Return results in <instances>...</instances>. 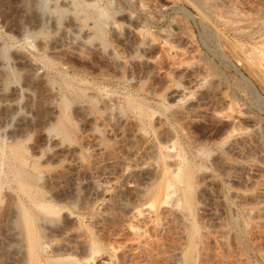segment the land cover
Masks as SVG:
<instances>
[{"label": "rangeland", "instance_id": "obj_1", "mask_svg": "<svg viewBox=\"0 0 264 264\" xmlns=\"http://www.w3.org/2000/svg\"><path fill=\"white\" fill-rule=\"evenodd\" d=\"M199 2L0 0V264H264V0Z\"/></svg>", "mask_w": 264, "mask_h": 264}, {"label": "bare ground", "instance_id": "obj_2", "mask_svg": "<svg viewBox=\"0 0 264 264\" xmlns=\"http://www.w3.org/2000/svg\"><path fill=\"white\" fill-rule=\"evenodd\" d=\"M190 1H193V2H196V5H198V7L199 6H201V5H199V4H201L200 2H199V0H190ZM45 2V1H44ZM46 4H47V1L45 2ZM46 4H44L43 6H45ZM60 4H63V3H60ZM68 4H69V2H68ZM194 4V3H193ZM40 5V4H39ZM48 5V4H47ZM65 5H67V4H65ZM70 5V4H69ZM69 5H68V7H69ZM42 6V7H43ZM41 7V8H42ZM67 7V6H66ZM40 8V9H41ZM202 8V7H201ZM43 9H44V7H43ZM54 9V8H53ZM202 11H203V9H202ZM204 12V11H203ZM205 13V12H204ZM80 14V13H79ZM203 15V14H202ZM80 16H82L81 14H80ZM58 17V16H57ZM56 17V18H57ZM62 16H60V18H61ZM59 17L57 18V20L56 21H58V19H60ZM71 19V18H70ZM81 19H82V17H81ZM76 20V19H75ZM106 22V21H105ZM56 24V23H55ZM58 24V23H57ZM76 24V23H75ZM75 24H74V22H73V20L71 19L70 20V22H69V26L70 27H73V26H75ZM67 25H68V23H67ZM66 25V26H67ZM70 27H68V29L70 28ZM76 27H77V25H76ZM97 27V26H96ZM78 28V27H77ZM111 29H113V28H111ZM70 30H71V28H70ZM206 30V29H205ZM209 30V29H208ZM74 31V30H73ZM85 31V30H84ZM83 31V32H84ZM68 32V31H67ZM75 32V31H74ZM116 32V31H115ZM212 32V31H211ZM90 34V31L89 32H86L85 33V35H82L83 36V38L84 37H86V36H89V35H87V34ZM209 33V32H208ZM84 34V33H83ZM81 35V34H80ZM212 35V34H211ZM81 36V37H82ZM115 39L119 42V41H121L122 39H123V37H122V35H120V34H118L117 32L115 33ZM217 36V35H216ZM263 36H264V34H263ZM213 37V36H212ZM92 38V37H91ZM218 38V37H217ZM85 39V38H84ZM94 39H95V37H94ZM93 39V40H94ZM80 40V39H79ZM86 40V39H85ZM95 43V42H94ZM137 44V43H136ZM139 44H141V43H139ZM132 46V45H131ZM137 47V46H136ZM140 51H142V54H143V56L141 57V59H139V60H141V62H143L142 64H144L145 62H148L149 61V57H152V56H150L151 54H149V46H148V43L147 44H145V43H142L140 46ZM138 48V47H137ZM111 50L108 52V53H110V55L112 56V55H114V54H111ZM116 56V55H115ZM116 57H118V58H116V60H120L121 59V62H122V59H124V57L123 58H120L119 59V57L120 56H116ZM128 60H130V59H128ZM127 60V61H128ZM117 61V62H118ZM114 62H115V60H114ZM131 62V61H130ZM130 62H128V63H130ZM133 62V61H132ZM135 62V61H134ZM137 62V61H136ZM150 62V61H149ZM116 63V62H115ZM117 64V63H116ZM138 65V62L137 63H135L134 65ZM148 64V63H147ZM121 65V64H120ZM131 65V64H130ZM133 65V64H132ZM149 65V64H148ZM116 66V65H115ZM118 66V65H117ZM142 66H144V65H142ZM149 66H151V65H149ZM129 67V66H128ZM145 67V66H144ZM146 67H148L147 65H146ZM177 67V66H176ZM139 68V67H138ZM137 67H136V69H138ZM141 68V67H140ZM142 69V68H141ZM145 69V68H144ZM187 70V68H184V69H181V70H176L177 72L178 71H182V70ZM144 71V70H143ZM191 71V70H190ZM189 70H188V72H190ZM146 73V72H145ZM176 74V73H175ZM192 74H193V72H192ZM192 74H188L187 75V77L185 78V82H194V80H195V77H194V74L192 75ZM143 75H144V73H143ZM222 77V76H221ZM180 78V77H179ZM181 79V78H180ZM196 80H197V78H196ZM239 81V80H238ZM181 82V81H180ZM195 82H197V81H195ZM195 82H194V84H195ZM178 84V83H177ZM176 84V85H177ZM193 84V83H192ZM191 84V85H192ZM196 85V84H195ZM194 86V85H193ZM240 86V85H239ZM186 87V86H185ZM190 86H188V88H189ZM183 88H184V85L182 86V85H177V86H175L172 90H171V93H170V95H178V94H180L181 92L183 93ZM241 88H242V86H241ZM1 90V89H0ZM4 91V90H3ZM185 91V90H184ZM186 92V91H185ZM245 92V91H244ZM2 93H4V92H2ZM14 94V93H13ZM1 95H3V94H1ZM5 95V94H4ZM9 96H11V95H9ZM5 97H6V95H5ZM5 97H3V99H5ZM176 97V96H175ZM43 98V97H42ZM47 98V97H46ZM172 98V97H171ZM10 100V99H9ZM1 101H3V100H1ZM56 103V102H55ZM29 104V103H28ZM6 105H7V103H6ZM29 107H30V105H29ZM51 108H52V105H51V107H50V110H51ZM51 111H53V110H51ZM54 112V111H53ZM55 112H56V110H55ZM48 117H52V115H50V116H48ZM52 118H54V116L52 117ZM51 118V119H52ZM231 125V124H230ZM230 125H228V126H230ZM54 126V128L56 127V125H53ZM54 128H53V130H54ZM230 128V127H229ZM231 129H232V125H231ZM20 130V129H19ZM227 130H229L228 128H227ZM225 131L226 132V134H227V132L228 131ZM51 132H53V131H51ZM89 134V133H88ZM50 136V135H49ZM86 136V135H85ZM89 136V135H88ZM13 138V137H12ZM11 138V139H12ZM86 139H87V141H88V143L90 144V147H91V150H92V152L93 153H95V152H97L96 153V155L99 153L98 151H99V149H100V147H101V145L97 142V140H96V137H95V135H91V137L90 138H87L86 137ZM85 139V140H86ZM50 140V139H49ZM48 141V140H47ZM49 142V141H48ZM53 142H51V144H52ZM54 144H56V143H54ZM59 144V143H58ZM85 144V143H84ZM53 145V144H52ZM52 145H51V148H52ZM87 145V144H86ZM15 146V145H14ZM47 146V145H46ZM85 146V145H84ZM50 147V146H49ZM90 147H88V148H90ZM46 148V147H45ZM55 148H56V146H55ZM50 150V149H49ZM53 150H55L54 148H53ZM57 151H59L58 149H56ZM52 150H50V152H51ZM72 150H70V152H71ZM2 152V151H1ZM53 152V154H56L57 155V152L56 151H52ZM69 152V153H70ZM78 155H79V153H77ZM77 154H75L74 152H71V154H69L70 155V163L72 164V165H77L78 166V164H79V162L82 160L81 158H78V155ZM55 155V157H57ZM94 155V154H93ZM51 156V155H50ZM49 156V157H50ZM61 155H59V157H60ZM64 158V157H63ZM55 159V158H54ZM58 160V159H57ZM33 165V164H32ZM76 167V166H75ZM79 167H80V165H79ZM77 168V167H76ZM177 168V167H176ZM17 170V169H16ZM172 170V169H171ZM177 170H179L178 168H177ZM174 172L176 173V171L174 170ZM172 173V172H171ZM174 175V174H173ZM177 175V174H176ZM177 180V179H176ZM177 182H178V180H177ZM180 184V183H179ZM169 187H171L170 185H169ZM168 187V188H169ZM105 188V187H104ZM107 188V187H106ZM171 188L168 190L167 189V191L168 192H170V194H171ZM165 192H166V190H165ZM168 192H166L167 194H168ZM170 194H168V195H170ZM104 196V195H103ZM164 197H165V195H164ZM169 197V196H168ZM102 201V200H101ZM105 201V200H104ZM164 201V200H163ZM106 203V202H105ZM103 204V203H102ZM42 205V204H41ZM151 204H149L148 206H150ZM150 207H152V205L150 206ZM149 208V207H148ZM153 208V207H152ZM152 211H153V209H152ZM150 212H151V209H150ZM140 213V212H139ZM139 213L137 214V212L135 213L137 216H139ZM134 214V215H135ZM152 214H153V212H152ZM133 215V216H134ZM153 216V215H152ZM135 218V217H134ZM137 218V217H136ZM129 223V222H128ZM126 225H127V223H126ZM125 225V227H127L128 226V228H132V224H130V225H127L126 226ZM157 226H159L160 227V225H158V223H157ZM156 226H154V228H155ZM161 228V227H160ZM158 228H156L155 230H157ZM128 230V229H127ZM137 230H140V232L142 231L141 229H137ZM160 229H158V231H159ZM135 231V228H133V232ZM138 232V231H137ZM140 232H138L139 234H140ZM142 233V232H141ZM134 239H135V237H134ZM136 240V239H135ZM93 254V253H92ZM91 255V254H90ZM91 257H92V255H91ZM90 257V258H91ZM94 260L96 259L95 257L93 258ZM86 261H87V259H86ZM90 261L94 264V262H93V260L92 259H90ZM99 262H100V260H98ZM98 261H96V262H98ZM87 262H89V261H87ZM90 262V263H91ZM102 263V261L100 262V264ZM103 264V263H102Z\"/></svg>", "mask_w": 264, "mask_h": 264}]
</instances>
